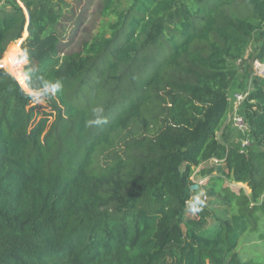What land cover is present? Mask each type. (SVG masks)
<instances>
[{
  "label": "trees",
  "instance_id": "1",
  "mask_svg": "<svg viewBox=\"0 0 264 264\" xmlns=\"http://www.w3.org/2000/svg\"><path fill=\"white\" fill-rule=\"evenodd\" d=\"M69 1L0 0V264H264V0H104L60 56Z\"/></svg>",
  "mask_w": 264,
  "mask_h": 264
},
{
  "label": "rangeland",
  "instance_id": "2",
  "mask_svg": "<svg viewBox=\"0 0 264 264\" xmlns=\"http://www.w3.org/2000/svg\"><path fill=\"white\" fill-rule=\"evenodd\" d=\"M104 0H72L69 1L68 7L64 10L63 16L60 19V32L61 39L58 47V52L60 56L69 55L73 53L79 52L82 44L86 41H89L94 37V35L99 30L102 24L101 10L103 6ZM261 45L260 41L254 40L252 42V46L255 49H258ZM254 54L255 51H254ZM264 59V57H263ZM251 65V63H250ZM227 122V121H226ZM220 132H218V135ZM241 149L239 143V137L233 136L231 137ZM209 165L200 166L192 176V180L197 182L202 179L203 185H206L210 176L200 177L196 173L200 169H209ZM224 167L219 166L214 168L213 174L219 175L223 171ZM225 171V170H224ZM225 185L228 186L235 192H238L239 189H245L246 192H250L249 189L240 183H231L226 180ZM204 199V197H203ZM193 200H190L186 204L185 214L183 217V221H187L190 219H194L195 213L193 209ZM221 209L215 208L213 213L221 216ZM256 238L252 235L250 237L244 238L237 249V253L243 259H248L254 257L255 248L257 247ZM263 243L261 244V248H263ZM261 248H257L258 250H262Z\"/></svg>",
  "mask_w": 264,
  "mask_h": 264
},
{
  "label": "built area",
  "instance_id": "3",
  "mask_svg": "<svg viewBox=\"0 0 264 264\" xmlns=\"http://www.w3.org/2000/svg\"><path fill=\"white\" fill-rule=\"evenodd\" d=\"M240 62L241 60H238L237 64L239 65ZM250 77L264 78V62H261L257 59L252 61ZM249 92H250V87H248L245 91L233 94L232 107L227 119V122L230 123L232 127L242 135L240 139V146L242 151L250 146V140L248 138L249 126L247 125L245 118L239 113V108L242 102L247 98ZM222 164H223V160H219L217 158H211L209 161L205 162L201 166L209 165L210 168L214 169L216 167L221 166ZM197 183L201 186H204L202 183V179L198 180Z\"/></svg>",
  "mask_w": 264,
  "mask_h": 264
},
{
  "label": "clouds",
  "instance_id": "4",
  "mask_svg": "<svg viewBox=\"0 0 264 264\" xmlns=\"http://www.w3.org/2000/svg\"><path fill=\"white\" fill-rule=\"evenodd\" d=\"M58 87H59L58 84L54 86V88H58ZM102 112H103V109L102 108H99V107L94 108L93 109V113L96 114L97 118L94 119V120H89L87 123L89 125H93V124L100 125V124H102L103 123V120L101 118H99L100 117V114H102Z\"/></svg>",
  "mask_w": 264,
  "mask_h": 264
},
{
  "label": "crops",
  "instance_id": "5",
  "mask_svg": "<svg viewBox=\"0 0 264 264\" xmlns=\"http://www.w3.org/2000/svg\"><path fill=\"white\" fill-rule=\"evenodd\" d=\"M251 51H252V48L250 49H248L247 51H246V53H245V58H248L249 57V54L251 53Z\"/></svg>",
  "mask_w": 264,
  "mask_h": 264
}]
</instances>
